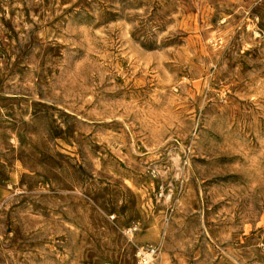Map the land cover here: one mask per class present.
Listing matches in <instances>:
<instances>
[{"label":"rangeland","instance_id":"obj_1","mask_svg":"<svg viewBox=\"0 0 264 264\" xmlns=\"http://www.w3.org/2000/svg\"><path fill=\"white\" fill-rule=\"evenodd\" d=\"M264 264V0H0V264Z\"/></svg>","mask_w":264,"mask_h":264},{"label":"built area","instance_id":"obj_2","mask_svg":"<svg viewBox=\"0 0 264 264\" xmlns=\"http://www.w3.org/2000/svg\"><path fill=\"white\" fill-rule=\"evenodd\" d=\"M136 264H159L158 247L153 244H144L136 251Z\"/></svg>","mask_w":264,"mask_h":264}]
</instances>
